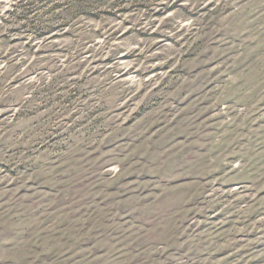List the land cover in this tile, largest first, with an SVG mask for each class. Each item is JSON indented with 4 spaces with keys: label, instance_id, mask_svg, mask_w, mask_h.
Wrapping results in <instances>:
<instances>
[{
    "label": "rangeland",
    "instance_id": "374dc122",
    "mask_svg": "<svg viewBox=\"0 0 264 264\" xmlns=\"http://www.w3.org/2000/svg\"><path fill=\"white\" fill-rule=\"evenodd\" d=\"M0 264H264V0H0Z\"/></svg>",
    "mask_w": 264,
    "mask_h": 264
}]
</instances>
